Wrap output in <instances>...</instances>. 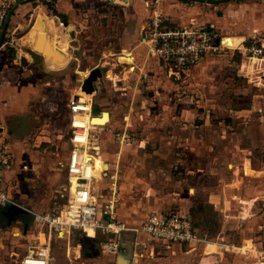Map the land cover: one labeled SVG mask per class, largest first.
<instances>
[{"label":"rangeland","instance_id":"1","mask_svg":"<svg viewBox=\"0 0 264 264\" xmlns=\"http://www.w3.org/2000/svg\"><path fill=\"white\" fill-rule=\"evenodd\" d=\"M228 1L205 2L204 10L218 16L222 2ZM212 24L224 37L233 33L234 23ZM154 64L151 70L137 69L134 75L127 65L118 64L113 73L120 77L129 72L121 80L112 71L111 77L106 76L110 64L100 67L104 78L94 96L93 113L107 111L110 118L91 132L106 163L95 193L102 195L115 183V214L130 223H141L158 212L192 216L197 233L212 244L182 245L196 251L202 246L203 253H216L215 243L221 240L219 216L208 204L211 193H220L224 205L240 216L244 235L240 243L222 249L251 261L253 248L264 244V71L258 61L233 50L202 59L179 79L168 77L161 64ZM80 72L74 71L72 82L63 78V86L72 91L64 95L56 144H32V156L24 159V165L29 161L31 167L23 168V179L16 180L15 188L9 179L12 200H20L31 211L20 219V213L12 215L11 205L5 207L0 216V264H17L18 256L26 252L28 241L19 224L32 222L31 233L41 231L32 211H55L67 201L65 159L70 144L65 102L70 93L81 89ZM15 221L19 226L14 230ZM40 238L43 242L42 234ZM101 239L80 231L53 237L51 264H112L99 255Z\"/></svg>","mask_w":264,"mask_h":264},{"label":"crops","instance_id":"2","mask_svg":"<svg viewBox=\"0 0 264 264\" xmlns=\"http://www.w3.org/2000/svg\"><path fill=\"white\" fill-rule=\"evenodd\" d=\"M204 3L194 0H162L160 9L171 26L190 23L212 24V21L221 25L223 21L226 23L229 21L231 24L234 23L230 28L233 33L224 38L235 43L244 42L253 36L264 38V0L222 2L221 13L218 16L205 11ZM148 15L144 0H54L53 2L23 0L9 11L5 21L7 24L5 36L9 34V37L13 38V43L9 45L8 39L6 40L4 36L0 45L2 142L12 158L10 168L2 173V183L9 195L11 194L9 179L12 180L15 188L18 185L15 184L16 180L23 179V168L32 165L29 161L24 165L25 157L32 156L29 153L31 145L51 147L56 144L59 136L56 138L54 134L56 122L62 119L64 95L72 91L63 86V78L65 83L72 82L74 71L80 72L78 69H81L80 82H82L90 70L96 67L105 68L108 63L111 67L107 69L106 76L111 77L109 72L112 71V74L121 80L128 70L124 71L120 78L117 73H113L114 67L118 64L127 65L128 69L132 70L131 75H134L138 71H148L154 63H157L140 41L141 29ZM59 20H63L65 26H60ZM220 27L222 29V26ZM2 28L3 26L0 32ZM245 29L247 31H244ZM216 30L218 31L217 28ZM103 78L104 74L97 82L95 93L99 91ZM76 92L70 93L65 102L66 127L69 100L77 94ZM105 112L107 111H101L99 115H104ZM94 147L97 150L96 153L94 152L96 167L98 161L103 164L102 170L98 172L97 183H99L106 163L99 146L95 144ZM19 203L22 204L20 200ZM19 203L13 201L7 205H11L9 207L12 209V215L20 213L19 218L22 219L23 213L27 214L26 211L31 210L23 208ZM208 204L219 216L217 233L221 240L215 243L218 247L216 253L211 251L203 253L200 248L204 245L198 247L197 251L189 250L182 244H173L171 248H167L165 243L151 239L143 233L128 232L123 238L126 243L123 246L124 251L116 256L104 255L100 253L99 247V255L111 259L112 264H118L120 255H128L127 264H133L134 254H142L141 258L136 259L144 264H254V258L251 262L244 260L243 254L238 255L222 249L224 245L229 248L231 243L238 244L244 240L243 222L238 220L240 216L237 215L236 210L224 205L220 193H211L208 196ZM7 205L0 207V216ZM192 211H196V208ZM188 216L192 220V216ZM145 219L138 224L124 222L132 227H140ZM18 223L15 221L14 230L19 225L22 226V237L28 241L27 249L35 246L36 244L31 242V237L29 238L32 235L36 239L37 235L30 231L32 222H22L19 225ZM101 236L105 238L104 235ZM98 241L100 246L101 240ZM51 247L50 242L49 264L53 260ZM248 255L246 254L247 257Z\"/></svg>","mask_w":264,"mask_h":264},{"label":"built area","instance_id":"3","mask_svg":"<svg viewBox=\"0 0 264 264\" xmlns=\"http://www.w3.org/2000/svg\"><path fill=\"white\" fill-rule=\"evenodd\" d=\"M23 0H0V28L13 7ZM53 2L54 0H44ZM56 1V0H55ZM207 3L221 0H205ZM162 0H144L149 15L142 26L140 41L148 54L166 70L168 77L181 78L190 68L209 56L222 55L227 51H238L250 60L258 61L264 71V38L257 36L240 42L231 48L223 42L224 36L217 32L211 23H190L171 26L160 9ZM60 26H65L59 20ZM7 43H13L9 34ZM95 92L86 100L74 96L68 104V126L66 135L70 144L65 161L69 195L65 205L51 212H32L37 224L38 243L21 255L17 264H49V245L52 238H61L71 231H80L87 237L96 238L104 235L100 241V251L104 255H118L124 251V234L128 232L143 233L147 237L170 245L179 243L190 248L211 244L206 235L198 234L188 215L173 212L155 213L148 216L140 227H132L117 218L115 206L117 193L115 183H111L106 193L96 195V162L91 132L100 125L88 126L93 113ZM2 119L0 117V207L13 203L12 198L2 183V173L12 165V158L2 142ZM97 151V150H96ZM40 234L43 235L41 242ZM254 264H264V244L254 247ZM133 264L139 262L142 254H134ZM140 256V257H139Z\"/></svg>","mask_w":264,"mask_h":264},{"label":"water","instance_id":"4","mask_svg":"<svg viewBox=\"0 0 264 264\" xmlns=\"http://www.w3.org/2000/svg\"><path fill=\"white\" fill-rule=\"evenodd\" d=\"M198 2H206L205 0H194ZM7 24L5 23L3 25V28L0 32V45L3 42L5 31H6ZM102 71L100 68H93L90 70V72L86 75V77L83 79L81 83V90L85 91L87 93H93L97 91V82L102 77ZM97 118V117H95ZM27 227V224L26 226ZM128 255H120L118 259V264H127V261L129 260Z\"/></svg>","mask_w":264,"mask_h":264},{"label":"bare ground","instance_id":"5","mask_svg":"<svg viewBox=\"0 0 264 264\" xmlns=\"http://www.w3.org/2000/svg\"><path fill=\"white\" fill-rule=\"evenodd\" d=\"M223 42L231 48H235L239 44V42L235 43L233 40H230L228 38H223ZM91 96H92V93H87V92L79 89V92L77 94H75L74 97L79 98V100H86V99L90 98ZM95 117H97V118H95ZM108 118H109V116H108L107 112H105L104 115L101 114V115L90 117L88 120V126L93 127L92 124L103 125L108 121ZM95 148L96 147H94V145H93L92 149L96 153ZM102 167H103L102 162L98 161V166L96 167L97 182H98V172L102 170ZM209 245H211V244H209Z\"/></svg>","mask_w":264,"mask_h":264},{"label":"trees","instance_id":"6","mask_svg":"<svg viewBox=\"0 0 264 264\" xmlns=\"http://www.w3.org/2000/svg\"><path fill=\"white\" fill-rule=\"evenodd\" d=\"M23 215V214H22Z\"/></svg>","mask_w":264,"mask_h":264}]
</instances>
